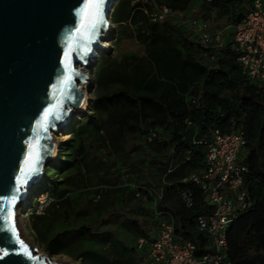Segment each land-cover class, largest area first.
<instances>
[{"label":"trees","instance_id":"1","mask_svg":"<svg viewBox=\"0 0 264 264\" xmlns=\"http://www.w3.org/2000/svg\"><path fill=\"white\" fill-rule=\"evenodd\" d=\"M155 6L202 21L224 18L234 25L251 8V0H116L111 20L125 29V37L143 47V53L123 54L112 61L104 53L99 56L88 103L93 115H84L72 129L76 136L70 156L80 164L76 172L80 177L73 188H81L82 176L89 180L96 176L99 182L108 183L116 163L125 165L137 181H124L117 187H162L158 208L171 214L175 232L191 240L195 255H201L206 240L196 229V217L209 214L211 206L203 200L199 186L182 181L203 166V145L193 140L209 138L215 127L242 130L250 204L227 228V258L234 264H264V85L253 83L242 72L226 37L222 46L204 47L170 17L151 21L148 14ZM176 188L192 191L190 206L180 200ZM47 189L54 197L61 194L55 188ZM130 191L137 201L136 210L145 218L124 214V206L117 212L136 230V240L150 237L154 214L147 202ZM99 198L97 192V198L88 201L92 204ZM94 203L92 208H96ZM105 210L106 215L113 213L110 208ZM61 215L66 222L64 208ZM67 225L47 239L48 248L66 246L76 239L77 235L68 234ZM79 228L87 235L94 230L84 225ZM101 241L110 245L113 255L92 251L89 264H129L131 258L116 256L124 249L117 247L116 239L105 236ZM128 250L129 256L136 252L144 264L135 243Z\"/></svg>","mask_w":264,"mask_h":264},{"label":"water","instance_id":"2","mask_svg":"<svg viewBox=\"0 0 264 264\" xmlns=\"http://www.w3.org/2000/svg\"><path fill=\"white\" fill-rule=\"evenodd\" d=\"M97 2L103 23L92 29L90 13L81 23L89 0H0V264H70L35 252L16 210L53 160V131L82 103L83 68L105 48L116 0Z\"/></svg>","mask_w":264,"mask_h":264},{"label":"built area","instance_id":"3","mask_svg":"<svg viewBox=\"0 0 264 264\" xmlns=\"http://www.w3.org/2000/svg\"><path fill=\"white\" fill-rule=\"evenodd\" d=\"M148 16L151 21H162L169 16L186 19L183 21L188 34L204 47H219L225 42L222 31L212 35L205 21L188 19L184 12L155 6ZM230 27V48L242 72L253 83L264 85V0H251V8ZM193 142L203 145V166L182 181L190 180L199 186L203 200L211 206L210 213L198 215L195 222L196 229L205 237V251L195 255L191 240L175 232L171 214L158 208V201L163 195L162 187L154 190L132 185L135 196L147 202L154 214L151 236H139L135 241V250L141 253L144 264H234L227 258L226 231L250 204L245 185L246 135L242 130L225 131L215 127L209 138H197ZM188 152H185L186 157ZM176 189L180 200L190 206L194 200L192 191L189 188ZM37 201L36 211L39 212L38 209L43 208V201L39 197Z\"/></svg>","mask_w":264,"mask_h":264},{"label":"rangeland","instance_id":"4","mask_svg":"<svg viewBox=\"0 0 264 264\" xmlns=\"http://www.w3.org/2000/svg\"><path fill=\"white\" fill-rule=\"evenodd\" d=\"M169 17L179 27H185V21L183 20L186 19L180 20L178 16ZM187 17L188 19H198L196 17H190L189 14H187L186 18ZM110 21L111 24L108 28V33L105 34L101 41L102 44L104 41L109 42V48L105 47L104 49L97 50L98 54L96 60L92 65L85 68L89 78L85 86L88 100L92 97L94 66L102 53H104L110 61L117 60L123 54L143 53V47L134 38L125 37V29L123 27L114 23L111 18ZM204 21L207 23V29L212 35L217 31H222L224 37L230 41L229 31L231 27L226 19L211 18ZM84 115H93L88 104L84 110L74 113L72 121L68 122L65 127L53 131V139L56 142L57 149L55 156L45 167L43 178L30 187L23 203L18 206L20 214H25V209L27 210V213L20 218L18 222L20 234L30 247L35 249V252L44 254L50 260H58L70 264L91 263L93 260L92 251L113 255L110 245H108L107 242L101 241L105 236H110L112 239L117 240V247L119 246L120 249L124 248L116 253V256L122 257L123 260H126L127 257L131 258L129 264H142L136 252L133 251L130 256L128 255V249L133 247L137 232L125 224L123 222V217L117 212L124 206V214L130 215L137 220H143V218H145L141 211L136 210L135 204H137V201L134 200L130 191L132 185L128 184V186L122 189L117 187L118 184L124 181L134 183L137 181V176L131 173L125 165L117 162L113 170L114 177L110 178L112 182H99L96 176H93L90 180L87 176H82L84 184L81 185L80 189L73 188L74 185L78 183L76 177H80L78 176L79 174L76 173L80 164L73 161L70 156L73 148L70 144L73 143V139L76 136L72 129ZM111 157L113 156L111 155ZM114 181H116V183H113ZM49 187L59 190L61 194L54 197V195L48 191L47 188ZM96 188L99 190L97 192H99L100 198L95 203L92 201V204H96V208H92V204L89 203L88 200L89 198L90 201L92 198H97V192H94ZM62 195L64 197L60 198ZM38 197L43 201V208L38 209L39 212L36 211ZM64 201L67 203H64ZM63 208L68 213V216L65 217L67 220L66 222L61 215ZM105 208H110L113 213L106 215ZM77 209L79 211L82 209L85 213L78 215L75 211ZM43 214H51L52 219L50 223L52 230L50 233L54 230L60 231L64 225L69 223V225L66 226V230L70 236L77 235V237H75L76 239L66 246L60 247L52 244V247L48 248L47 241L37 230V225L41 222L38 216ZM79 225L93 228V233L89 235L80 233L81 230Z\"/></svg>","mask_w":264,"mask_h":264},{"label":"snow or ice","instance_id":"5","mask_svg":"<svg viewBox=\"0 0 264 264\" xmlns=\"http://www.w3.org/2000/svg\"><path fill=\"white\" fill-rule=\"evenodd\" d=\"M102 7V2H97V0H89V3H87L85 5V8L82 10L81 12V16H82V26L84 24V15L86 13H90L91 16V21H90V25L89 27L94 29L96 27L97 23H103L101 14H100V9ZM59 118V117H57ZM14 231V229H13ZM21 246L23 247V244L21 243Z\"/></svg>","mask_w":264,"mask_h":264},{"label":"crops","instance_id":"6","mask_svg":"<svg viewBox=\"0 0 264 264\" xmlns=\"http://www.w3.org/2000/svg\"><path fill=\"white\" fill-rule=\"evenodd\" d=\"M53 213V212H52ZM53 215V214H52ZM38 218L41 219L40 224L37 225V230L38 232L44 237V239L47 241V239H49L50 237H52L53 235H55V233L57 232L56 230L51 232V214H43L38 216Z\"/></svg>","mask_w":264,"mask_h":264},{"label":"bare ground","instance_id":"7","mask_svg":"<svg viewBox=\"0 0 264 264\" xmlns=\"http://www.w3.org/2000/svg\"><path fill=\"white\" fill-rule=\"evenodd\" d=\"M110 24H111V21H110ZM104 44H105L104 47L109 48V46H110V43H109V42L104 41L103 45H104ZM85 68H86V67H84L83 70H85ZM86 83H87V81L85 82V84H81V85H80L82 88H84V98H83V100H82L81 105L76 109V111H74V113H76L77 111H82V110H84V109L86 108L87 104H88V97H87V94H86V91H85ZM59 135H60V134H59ZM59 139H60V138H59ZM54 142H55V140H54ZM56 150H57V149H56V142H55V150H54V153H53L51 159H53V157L55 156ZM16 211H17V223H18L19 220H20V218H22L25 214H24V213L20 214V212H19L18 209H17Z\"/></svg>","mask_w":264,"mask_h":264}]
</instances>
